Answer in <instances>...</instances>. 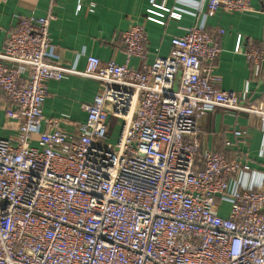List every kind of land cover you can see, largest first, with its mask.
<instances>
[{"label":"built area","instance_id":"built-area-1","mask_svg":"<svg viewBox=\"0 0 264 264\" xmlns=\"http://www.w3.org/2000/svg\"><path fill=\"white\" fill-rule=\"evenodd\" d=\"M199 2L209 14L251 10L250 0ZM166 14L181 16L154 0L145 9L158 24ZM52 18L20 17L0 52V92L13 104L5 118L16 122L13 137L0 138V264H264V171L197 142L200 117L243 111L259 118L264 157V89L251 103L248 88H218V39L196 24L150 64L142 24L121 33L122 64L95 55L82 70L49 62ZM244 55L264 68V50ZM69 74L99 82L84 121L69 133L48 119L40 131L47 82Z\"/></svg>","mask_w":264,"mask_h":264},{"label":"crops","instance_id":"crops-1","mask_svg":"<svg viewBox=\"0 0 264 264\" xmlns=\"http://www.w3.org/2000/svg\"><path fill=\"white\" fill-rule=\"evenodd\" d=\"M154 1L181 13L180 18L166 14L164 24L146 20L145 9L150 6V0H5L0 4V52L20 17L51 13L49 62L82 70L86 56L95 55L102 62L113 60L122 64L125 52L121 33L132 24H142L147 37L143 63L150 64L157 56L168 54L171 36L182 35L196 24L214 33L221 48L213 71L218 78L216 86L234 91L248 88L249 101L259 100L264 89V68L256 72L244 52L251 46L264 50L263 0H250L249 11L220 9L212 14L199 0ZM91 2L95 4L92 12L88 10ZM238 42L240 51L236 52ZM129 65L139 67L141 62L131 58ZM98 89L96 80L75 74L48 81L39 130L50 129L45 120L60 118L58 124L62 130L76 133L86 115L82 106L92 101ZM12 107L10 100L0 92V138L15 134L16 122L5 118L6 109ZM109 123L111 136L117 125L114 118H110ZM198 124L200 152L211 150L226 157H242L243 153L252 166L264 171V157L259 156L262 134L256 115L215 107L200 117ZM236 130H245L246 137L242 140L234 136ZM227 140L232 142L231 146H225ZM36 141L35 134L32 143Z\"/></svg>","mask_w":264,"mask_h":264},{"label":"rangeland","instance_id":"rangeland-1","mask_svg":"<svg viewBox=\"0 0 264 264\" xmlns=\"http://www.w3.org/2000/svg\"><path fill=\"white\" fill-rule=\"evenodd\" d=\"M174 89H176V85H175ZM118 131H119V127H116L113 131L114 134L112 133V135L108 138V143L114 144L113 142L116 141L115 138L118 134ZM229 203H230L229 198L224 197L221 201V205H220L221 207L220 208L222 210L228 209Z\"/></svg>","mask_w":264,"mask_h":264}]
</instances>
